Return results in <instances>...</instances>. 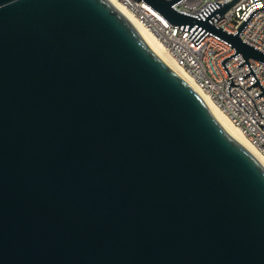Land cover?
Masks as SVG:
<instances>
[{
    "label": "water",
    "instance_id": "95a60500",
    "mask_svg": "<svg viewBox=\"0 0 264 264\" xmlns=\"http://www.w3.org/2000/svg\"><path fill=\"white\" fill-rule=\"evenodd\" d=\"M143 1L264 96L240 38L264 5L231 33L237 0ZM0 264H264V168L109 0H0Z\"/></svg>",
    "mask_w": 264,
    "mask_h": 264
},
{
    "label": "built area",
    "instance_id": "2783aa9c",
    "mask_svg": "<svg viewBox=\"0 0 264 264\" xmlns=\"http://www.w3.org/2000/svg\"><path fill=\"white\" fill-rule=\"evenodd\" d=\"M116 1L158 38L175 63L192 74L195 83L210 95L216 106L264 156V127L259 125L264 123V107L261 106L264 104V96L261 94L254 97L260 92L257 84L248 89L245 87L254 79L251 74L242 78L249 69L246 64L236 66L243 61L239 53L224 62L232 76V83L239 84L254 102L239 85H232L228 91L230 77L221 60L234 53L235 47L209 33L196 44L187 36L191 31L172 26L143 0ZM213 1L228 3L232 0H180L173 6L179 11L198 14ZM262 5L264 0H237L214 23L235 33L242 19L245 20L254 8ZM240 38L264 51V10L253 14L241 30ZM248 61L264 88V63L254 58H249ZM254 103L262 115L256 110Z\"/></svg>",
    "mask_w": 264,
    "mask_h": 264
},
{
    "label": "bare ground",
    "instance_id": "6f19581e",
    "mask_svg": "<svg viewBox=\"0 0 264 264\" xmlns=\"http://www.w3.org/2000/svg\"><path fill=\"white\" fill-rule=\"evenodd\" d=\"M122 14H124L132 23L140 30V32L147 38V40L155 47V49L162 55V57L167 61V63L172 67V69L188 84L195 95L200 99V101L209 109L212 115L218 120V122L240 143L242 144L261 164L264 168V156H262L254 145H252L246 135L241 131V129L234 125L229 117L216 106L210 95L202 90L194 80L192 74H190L186 69L178 66L175 61L168 55L163 44L158 40V38L146 27L141 25L132 14L118 1L109 0Z\"/></svg>",
    "mask_w": 264,
    "mask_h": 264
}]
</instances>
